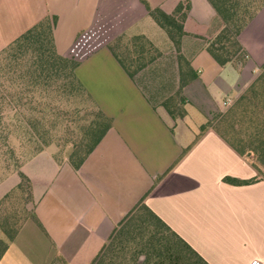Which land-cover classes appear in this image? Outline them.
<instances>
[{
	"label": "crops",
	"instance_id": "obj_1",
	"mask_svg": "<svg viewBox=\"0 0 264 264\" xmlns=\"http://www.w3.org/2000/svg\"><path fill=\"white\" fill-rule=\"evenodd\" d=\"M102 1L84 0L81 8L78 0L64 29L58 17L59 54H69L79 34L95 26ZM146 1L171 13L185 0ZM189 1L182 54L198 77L183 92L186 116L175 119L163 105L180 88L171 40L131 32L148 16L141 5L120 11L117 31L127 38L145 36L155 55L146 57L152 61L135 78L106 46L79 64L77 77L112 128L79 169L68 158L57 160L49 148L23 165L33 184L35 218L25 222L0 264H54L59 257L67 264H92L117 233L135 230L134 223L147 228L141 246L133 252L120 246L126 257L136 252L139 264L147 258L157 264L160 249L174 250L179 239L207 264H264V180L214 128L264 70V4L239 35L247 59L238 70L234 64L221 66L207 50L224 27L215 7L210 0ZM12 4L30 19L0 53L51 15L48 0ZM191 112L206 121L188 125ZM257 176V182L244 185L226 181ZM129 218H134L130 229L123 231Z\"/></svg>",
	"mask_w": 264,
	"mask_h": 264
},
{
	"label": "trees",
	"instance_id": "obj_2",
	"mask_svg": "<svg viewBox=\"0 0 264 264\" xmlns=\"http://www.w3.org/2000/svg\"><path fill=\"white\" fill-rule=\"evenodd\" d=\"M210 2L220 15L224 27L214 39L208 41L207 50L221 66L234 64L238 70H241L247 58L239 41V35L254 19L264 0H210ZM126 4L127 7L123 8L121 14H126L141 5L165 30L171 40L180 64V88L177 94L166 100L163 105L173 118H184L186 116L184 89L198 77L191 63L185 60L182 54V40L186 35L185 24L191 8L190 1L180 2L171 13L165 12L160 7L151 8L146 0H132ZM99 20L100 12L95 26L79 34L67 55L59 54L56 48L54 36L58 23L56 16H48L41 20L0 53V85L7 84L6 96L1 97L0 100L2 104H7L8 114H13V117L22 113L27 114L29 121H35L31 123L30 129L34 131L38 141L42 142L35 154L52 144L46 138L50 136L47 134L50 130L45 121L50 117L54 115L62 117L66 119V127L72 128L75 125L76 128L81 129L77 135L69 134L62 147L63 150L72 147V153L67 158L75 169L83 165L112 128L111 119L100 109L77 77L76 69L79 64L106 46L128 74L135 78L152 61L151 58L146 57L155 55L153 46L145 36L127 38L122 31H119L115 35L111 34L112 37L108 39L104 38L107 29L99 24ZM118 21L114 23V27L117 26L116 30L120 28ZM110 29L112 26L109 24L108 30ZM30 109L33 111H29ZM30 112L33 117H30ZM225 114L215 125V130L241 156L255 157L256 163L252 162V164L257 169L260 179L264 180V170H262L264 169V70ZM224 126L232 133L231 137L222 131ZM13 128L17 130V127ZM205 129L206 127H203L202 131ZM8 137L10 138L4 141L3 147L0 146V160L5 155L7 160L8 155H15L20 160L18 155L20 154L23 159L20 161L24 163L26 152L32 145L31 141L15 134L8 133ZM12 157L7 162L8 169L16 168L15 162L18 159ZM55 157L62 161L56 155ZM23 163L18 167L21 180L17 188L0 200V230L3 235L0 237V261L25 222L35 218L33 184L20 169ZM5 174L7 172L0 170V179ZM258 180V176L245 181L226 179L227 182L237 185L250 184ZM143 209L150 212L145 207ZM133 220L134 218L127 220L122 226L123 231L130 229ZM116 237L118 235L103 248L92 264H139V255L136 252L132 255L130 260L132 262L128 261L122 251L124 246L116 245L114 241ZM175 243L174 250L172 248L163 253L160 249L157 264H207L184 241L179 239ZM54 264H67V262L59 257ZM144 264H150V258H147Z\"/></svg>",
	"mask_w": 264,
	"mask_h": 264
},
{
	"label": "rangeland",
	"instance_id": "obj_3",
	"mask_svg": "<svg viewBox=\"0 0 264 264\" xmlns=\"http://www.w3.org/2000/svg\"><path fill=\"white\" fill-rule=\"evenodd\" d=\"M16 1L22 3L24 0H0V48L3 49L4 43L17 36L20 35L22 31H24L27 22H29L30 17L28 14L24 13L21 14L22 11L19 10H13L12 7ZM78 0H48L49 7L51 9V15L50 16H56L61 20L62 23V29L66 28L68 25H70V20L72 16H75L74 11V4ZM80 1V0H79ZM82 5L81 8H83V2L84 0H81ZM12 4V5H11ZM124 0H103L102 5L100 8V20L99 24L104 26L105 30L109 29V24L112 26V29L106 30V35L104 38L112 37L111 34L115 35L117 32L116 28L117 26L114 23L118 21V19L121 18L120 11H123L124 7ZM98 7V2H97ZM79 13V12H78ZM114 30H116L114 32ZM131 32H138V33H145L149 37H154L155 39H159L161 41V38H165L169 41V37L166 34V32L156 23V21L151 17L147 16L143 21L140 22L138 26H135ZM160 34V35H159ZM162 36V37H161ZM12 37V38H11ZM6 41V42H5ZM158 41V40H157ZM160 43V42H159ZM4 44V45H3ZM1 84V83H0ZM6 83L5 86L0 85V98L3 96H6ZM0 146L4 144V141H6L9 134H15L20 135L21 137H25L26 140H30L32 145L30 146L26 152L24 163L21 162L23 159L20 156V160L15 157V155H12L16 160L15 166L16 168L11 167L8 169V160L11 159L12 156L8 155L6 159V155L2 157L0 160V170L3 172H7L4 177L0 179V193H9L17 188L18 184L20 183V176H19V165L23 163V165L35 155L36 150L38 151V147L42 142H39L36 138L34 131L30 129L31 123H34L35 121H29V118L26 117L23 113L17 117H13V114H8L7 111V104H2V100H0ZM2 104V105H1ZM4 107V110H3ZM34 109V107H33ZM33 109H30L29 111H33ZM66 109V108H65ZM30 117H33L32 112H30ZM226 115V114H225ZM62 117H58L56 115L50 117L45 122L47 123L49 128V134L50 136H47V140L51 146H49V150H55V155L60 159L67 158L68 155L72 153V147H67V150H63V144L64 141L67 139L69 134L71 135H77L79 132H81V129L76 128L75 125L70 127H66V119H59ZM223 119V118H222ZM203 122L206 121V118L203 115L197 114L196 112H191V117L188 119V125H192L193 123H197V121ZM220 120V119H219ZM43 122V123H45ZM225 122V121H224ZM80 126V125H79ZM193 126V125H192ZM225 126L227 127V124L225 123ZM224 126V127H225ZM13 127H17V130H15ZM224 128L222 131L226 133V135H229V137L232 136V133L229 132L227 128ZM200 130V129H199ZM202 131V130H201ZM7 137V138H6ZM12 137V136H11ZM61 146V147H59ZM63 151H62V150ZM6 151V149H4ZM18 152V151H17ZM12 157V158H13ZM251 162L256 163L255 157L252 156L249 158ZM20 161V162H19ZM23 165L21 166V170L23 171ZM263 168V167H262ZM264 170V169H262ZM4 196L6 194H3ZM3 196V197H4ZM2 197V198H3ZM136 216V215H133ZM143 217V216H142ZM144 218V217H143ZM145 219V218H144ZM136 223H134L135 225ZM133 225L130 234L124 235L122 237H119V233H117L118 237L114 240L116 242V245H128L127 249L131 248V251H135L137 248L141 246L140 239L144 234H147V228L145 225L139 223L136 224V227ZM142 234V235H141ZM0 235H2V232L0 230ZM139 243V245H138ZM139 246V247H138ZM132 252L128 253V261L132 258ZM132 262V261H130Z\"/></svg>",
	"mask_w": 264,
	"mask_h": 264
}]
</instances>
